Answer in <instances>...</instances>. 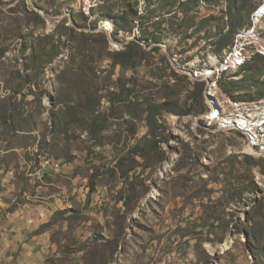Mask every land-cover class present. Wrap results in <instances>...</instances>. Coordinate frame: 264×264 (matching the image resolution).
I'll return each mask as SVG.
<instances>
[{
    "label": "rangeland",
    "instance_id": "rangeland-1",
    "mask_svg": "<svg viewBox=\"0 0 264 264\" xmlns=\"http://www.w3.org/2000/svg\"><path fill=\"white\" fill-rule=\"evenodd\" d=\"M101 1L0 0V115L5 100L14 97L17 117L42 116L46 131L53 114L61 115L66 104L82 100L84 90L96 91L99 114L112 115L110 127L116 128L98 140L99 152L93 156L94 143L88 137L76 139L75 147L84 152L85 163L112 164L148 131L143 118L151 104L183 105L196 97L193 84L204 82L196 114L157 116L166 137L145 159L154 162L152 171L143 175L145 163L137 160L139 177H144L146 185L139 187L138 209L129 224L128 232H135L134 243L118 258L122 264H264V162L260 163L264 160L260 150L264 146V100L235 102L218 86L223 73L236 79L246 60L257 52L264 54V15L256 21L264 0L201 2L200 17L223 18L229 7L235 12V4L246 7L242 17L249 16V27L237 34L231 50L213 52L212 28L208 39H204L206 31L194 36L195 28L185 35L164 32L160 43H143L149 55L134 69L113 67L107 54L123 49L122 42L138 37L140 31L116 34L112 19L98 20L95 9ZM140 1L142 14L145 0ZM251 6L255 8L252 12ZM80 13L86 19L76 18V22L86 27L74 22V15ZM227 21L225 17L222 23ZM68 26L83 34L69 40ZM155 47L160 50L152 52ZM232 57L240 59L230 64ZM78 64L80 70H87V77L78 76ZM87 67L94 71L90 73ZM182 68L194 71L196 77ZM241 122L255 135L259 153L248 150L251 138L247 133L224 126ZM0 126L1 143L7 128ZM108 144L113 148L105 154ZM245 155L254 160L247 161ZM251 181L260 190L240 196ZM93 210L98 211V206ZM229 240V246L222 248Z\"/></svg>",
    "mask_w": 264,
    "mask_h": 264
},
{
    "label": "crops",
    "instance_id": "crops-1",
    "mask_svg": "<svg viewBox=\"0 0 264 264\" xmlns=\"http://www.w3.org/2000/svg\"><path fill=\"white\" fill-rule=\"evenodd\" d=\"M41 118L22 115V127L1 135L6 146L0 148V264H122L119 255L134 243L135 232L128 229L139 187L146 185L141 165L119 164L131 149L112 164L82 159L76 139H91L93 156L98 140L115 125L104 127L96 140L80 124L82 116L52 115L46 131ZM112 148L104 147L105 154ZM141 167L143 175L153 170ZM112 184L117 189L109 190ZM131 195L136 202L129 209Z\"/></svg>",
    "mask_w": 264,
    "mask_h": 264
},
{
    "label": "trees",
    "instance_id": "trees-1",
    "mask_svg": "<svg viewBox=\"0 0 264 264\" xmlns=\"http://www.w3.org/2000/svg\"><path fill=\"white\" fill-rule=\"evenodd\" d=\"M204 1L208 2L209 0H145L144 12L141 14L140 0H102L95 10L99 14L98 20L112 19L114 21L116 34H131L135 29H139L140 35L138 39L147 46H150L152 42L160 43L164 37V32L185 35L189 30L194 28L192 33L194 36L206 31L204 39H208L210 36H208L209 29L212 28L213 37L215 38L212 44L215 47L213 52L221 54L224 51L231 50L237 34L246 29L247 26L249 27V16L247 18L245 16L242 17L246 7L241 6L238 8L235 4V12L229 7V11L224 14L228 18V21L223 24L222 21H224L225 17L217 18L213 15L200 17L199 6ZM243 5L246 6V4ZM254 9L251 6L250 12ZM32 12L40 18L39 14L34 11ZM191 12H194L192 16L190 15ZM179 15H181V18H179ZM76 18L86 19L83 13L74 15V22L78 27H86L78 24ZM165 23L167 24L163 27ZM66 30L69 40H76V36L83 34L72 26H68ZM116 34L115 40H119ZM159 50V47H155L151 51L155 52ZM148 55L149 52L146 51L144 46L136 41H130L123 49L108 53L107 57L110 58L113 67L134 69ZM34 62L35 58L33 54L29 58V63L33 64ZM79 65L76 66L75 70L80 72L78 76L87 77V70H80L82 66L80 68ZM25 69H28L26 65ZM87 69L90 73L94 71L92 67H87ZM235 76L237 78L233 79L226 77V73H223L218 80V86L226 96L235 102L252 103L264 100V54L259 52L253 54L250 59L246 60L239 67ZM193 85L195 91H197L196 97L189 98L183 105L175 103L176 106H174L171 102L164 101L160 104H151L152 106H149V114L143 118L148 127V134L143 136L128 152V155L119 161L120 165L123 163H128L129 165L136 164V158L138 157L144 161L146 167L153 168L154 162L152 160L146 161L145 159L150 158L151 152L157 149L160 146L161 140L166 137L157 116L162 113L174 114L180 117L196 114L197 103H200L198 99L203 98L205 84L204 82H195ZM129 91H131V95L134 94L133 90ZM83 93V99L66 104L67 106L64 107V112L61 115L84 117V119H81L80 124L89 130L91 138L98 140L100 131L111 124H107L108 117L112 118L113 116L99 114L100 99L97 98L96 91L92 90V92H88V90H84ZM109 103H111V100H109ZM5 104L3 113L0 115V125L5 126L7 131H15L23 126V121L21 122L15 113L18 106L14 101V97L5 100ZM53 115L58 116L60 114ZM133 117L135 120L138 119L137 116ZM244 157L247 161L254 160L249 155H245ZM263 162L264 160H260V163ZM259 190L260 188L255 181H251L250 186L246 190L239 192V195L242 196L241 194H245L246 192L256 193ZM93 191L94 187L91 186L90 193ZM135 202V196H129L127 200L129 209Z\"/></svg>",
    "mask_w": 264,
    "mask_h": 264
},
{
    "label": "bare ground",
    "instance_id": "bare-ground-1",
    "mask_svg": "<svg viewBox=\"0 0 264 264\" xmlns=\"http://www.w3.org/2000/svg\"><path fill=\"white\" fill-rule=\"evenodd\" d=\"M263 15H264V6H262L261 9L257 12V14H256V21H257V20H260V18H261ZM263 46H264V42H263ZM239 59H240V58H239ZM239 59H235V57H232L231 60L229 61V63H230V64H233V63H235V60H239ZM184 71L190 73L188 70H184ZM191 75H192V74H191ZM212 115H214V114H212ZM241 123H242V124H237V123H236V124H234V125H232V124H227V125H224V126L227 127V128L233 126V127H235V128H238V129L244 131L245 133H247L248 136L251 138L250 144L248 145V150H249L250 152L254 153V154L259 153V152H257V150H256V148H255V143L253 142V140H254V138H255V135L253 136L248 130L245 129L244 122H241ZM260 150H261V151H264V146H263ZM230 242H231V240H229L226 244H223V245H222V248H225V247L229 246Z\"/></svg>",
    "mask_w": 264,
    "mask_h": 264
},
{
    "label": "water",
    "instance_id": "water-1",
    "mask_svg": "<svg viewBox=\"0 0 264 264\" xmlns=\"http://www.w3.org/2000/svg\"><path fill=\"white\" fill-rule=\"evenodd\" d=\"M130 41H136V42L140 43L142 46H144V44H143L142 42H140V40L138 39L137 36H133V37H131V38H129V39H126L124 42H122V46H123V47L126 46ZM111 42H112V41H111ZM182 69H183V70H188V71L190 72V74H192L193 76L196 77V74H195L194 71L189 70V69H185V68H182ZM203 80H205V78H202V79H201V81H203ZM208 82H210V81L208 80Z\"/></svg>",
    "mask_w": 264,
    "mask_h": 264
},
{
    "label": "built area",
    "instance_id": "built-area-1",
    "mask_svg": "<svg viewBox=\"0 0 264 264\" xmlns=\"http://www.w3.org/2000/svg\"><path fill=\"white\" fill-rule=\"evenodd\" d=\"M54 168H59V165L57 164V165H54Z\"/></svg>",
    "mask_w": 264,
    "mask_h": 264
}]
</instances>
